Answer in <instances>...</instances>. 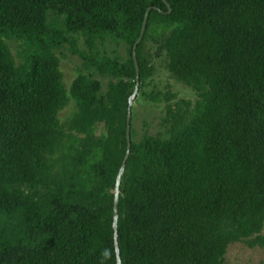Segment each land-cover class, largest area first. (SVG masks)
Segmentation results:
<instances>
[{
    "label": "trees",
    "instance_id": "16d2710c",
    "mask_svg": "<svg viewBox=\"0 0 264 264\" xmlns=\"http://www.w3.org/2000/svg\"><path fill=\"white\" fill-rule=\"evenodd\" d=\"M145 15L133 103L164 102L163 132L136 140L132 104L120 263L264 248V0H0V264H116ZM159 57L192 102L146 93Z\"/></svg>",
    "mask_w": 264,
    "mask_h": 264
},
{
    "label": "rangeland",
    "instance_id": "374dc122",
    "mask_svg": "<svg viewBox=\"0 0 264 264\" xmlns=\"http://www.w3.org/2000/svg\"><path fill=\"white\" fill-rule=\"evenodd\" d=\"M77 48L83 49L82 40L78 37ZM67 49V48H66ZM60 50V71L63 74V82L68 87L80 70V59L72 55L69 50ZM106 53L109 56L114 54L125 58L126 47L120 43L118 45L114 43H108L106 45ZM154 73L151 81H149L146 93H150L153 90L157 94H165L168 97L169 103H175L181 100L193 101L195 96L193 92L182 84L173 81L163 63V57L153 59ZM139 90V89H138ZM137 96V95H136ZM134 104V103H133ZM165 103L151 102L145 98H140L135 104L133 109V129L134 138L137 140L143 134L147 132L150 135H155L159 132H163L162 118L164 117ZM72 110L70 104L61 113V119H64ZM264 235V227L262 230ZM224 261L227 264H264V248L250 249L242 243H234L228 246Z\"/></svg>",
    "mask_w": 264,
    "mask_h": 264
},
{
    "label": "water",
    "instance_id": "95a60500",
    "mask_svg": "<svg viewBox=\"0 0 264 264\" xmlns=\"http://www.w3.org/2000/svg\"><path fill=\"white\" fill-rule=\"evenodd\" d=\"M165 3V2H164ZM165 5L168 8V12H169V7L168 5L165 3ZM149 11V10H147ZM145 24H146V15L143 19L142 22V26H141V31L139 34L138 39L136 40L135 44L132 47L131 50V56H132V60L134 62V66H135V86H134V90L132 95L129 97L128 99V108H127V115H126V152H125V156L123 158L122 164L120 166L117 178H116V183H115V188H114V199H113V206H112V228H113V232H114V249H115V259H116V264H121L120 263V257H119V250H118V246H117V240H116V228H117V203H118V197H119V190H118V186H119V180L121 177L122 172L124 171L125 168V164L126 161L128 159L129 156V151H130V118H131V106L133 104V100L137 95L138 92V87H139V79H138V68H137V61H136V48L137 45L140 43L143 34H144V30H145Z\"/></svg>",
    "mask_w": 264,
    "mask_h": 264
}]
</instances>
